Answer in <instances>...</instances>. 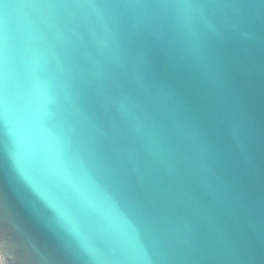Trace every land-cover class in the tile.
Returning a JSON list of instances; mask_svg holds the SVG:
<instances>
[{"label":"water","instance_id":"water-1","mask_svg":"<svg viewBox=\"0 0 264 264\" xmlns=\"http://www.w3.org/2000/svg\"><path fill=\"white\" fill-rule=\"evenodd\" d=\"M0 264H264V0H0Z\"/></svg>","mask_w":264,"mask_h":264}]
</instances>
